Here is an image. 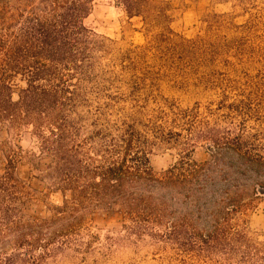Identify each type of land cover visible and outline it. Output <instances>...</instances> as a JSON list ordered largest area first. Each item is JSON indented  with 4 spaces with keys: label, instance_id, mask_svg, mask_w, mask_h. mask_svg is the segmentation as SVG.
Masks as SVG:
<instances>
[{
    "label": "trees",
    "instance_id": "16d2710c",
    "mask_svg": "<svg viewBox=\"0 0 264 264\" xmlns=\"http://www.w3.org/2000/svg\"><path fill=\"white\" fill-rule=\"evenodd\" d=\"M16 1L11 11L0 5V125L31 126L52 158L58 189L69 196L53 207L50 218L27 221L16 204L24 194L22 183L9 170L0 173V239L16 233L17 246H38L46 253L50 243L66 246L77 234L83 211L117 208L137 238L230 254L244 245L249 255L264 259V244H251L242 225L258 194L264 195V130L246 129L251 107L243 101L226 103L224 95L216 108L205 107L203 116L196 104L171 110L170 116L159 111L145 122L139 109L111 119L108 115L125 95L107 91L112 76H102L106 71L99 59L111 46L82 24L88 0ZM115 2L128 17L140 16L147 25L167 19L160 2ZM11 72L26 80L16 101L7 82ZM134 82L131 91L138 89ZM236 116L235 131L218 127L217 119ZM169 119L173 127L207 142L209 160L183 157L159 174L151 169L144 151L149 139L181 135L166 129ZM61 219L65 224L55 227ZM18 257L11 253L5 259Z\"/></svg>",
    "mask_w": 264,
    "mask_h": 264
},
{
    "label": "rangeland",
    "instance_id": "374dc122",
    "mask_svg": "<svg viewBox=\"0 0 264 264\" xmlns=\"http://www.w3.org/2000/svg\"><path fill=\"white\" fill-rule=\"evenodd\" d=\"M153 1L166 7L163 24L147 25L140 16L128 17L115 0H88L82 24L111 46L99 59L106 71L102 76H112L107 91L125 95L108 117L117 119L139 109L145 122L159 111L170 116L171 110L191 109L196 104L203 116L205 107L216 108L226 95V103L243 101L253 110L245 120L249 132L264 130V0ZM0 5L11 11L17 1L3 0ZM124 52L129 53L121 57ZM133 80L137 91L129 86ZM7 82L11 99L18 100L26 87L25 78L11 72ZM170 120L164 123L166 129L181 135L149 139L144 151L151 169L159 174L183 157L209 160L207 142L173 127ZM239 120L236 116L216 121L219 128L235 131ZM52 165L30 125L11 128L1 123L0 173L9 170L22 183L24 194L16 204L24 220L50 218L53 207L69 196L68 191L58 189ZM80 214L77 234L70 235L66 246L50 243L46 253L38 246H17L16 233L2 237L0 264H264V259L249 255L244 245L230 254L201 245L154 241L146 235L137 238L126 229L127 221L117 208H89ZM65 222L61 219L54 226ZM242 225L251 244H264L263 194L245 212ZM48 235L44 232L42 239ZM11 253L20 257L5 259Z\"/></svg>",
    "mask_w": 264,
    "mask_h": 264
}]
</instances>
